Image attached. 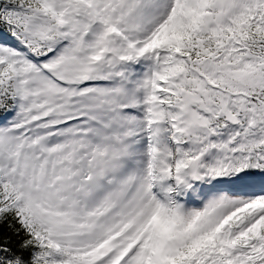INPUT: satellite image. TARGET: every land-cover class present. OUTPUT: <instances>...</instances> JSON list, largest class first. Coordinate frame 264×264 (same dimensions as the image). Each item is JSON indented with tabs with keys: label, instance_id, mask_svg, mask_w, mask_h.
Segmentation results:
<instances>
[{
	"label": "snow or ice",
	"instance_id": "snow-or-ice-1",
	"mask_svg": "<svg viewBox=\"0 0 264 264\" xmlns=\"http://www.w3.org/2000/svg\"><path fill=\"white\" fill-rule=\"evenodd\" d=\"M0 264H264V0H0Z\"/></svg>",
	"mask_w": 264,
	"mask_h": 264
}]
</instances>
